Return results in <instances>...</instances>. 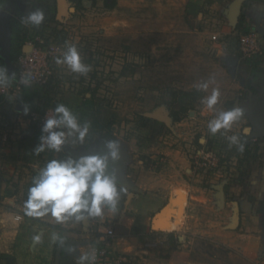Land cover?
<instances>
[{
  "label": "rangeland",
  "instance_id": "374dc122",
  "mask_svg": "<svg viewBox=\"0 0 264 264\" xmlns=\"http://www.w3.org/2000/svg\"><path fill=\"white\" fill-rule=\"evenodd\" d=\"M246 1L241 4L240 16L245 15L242 9L248 6ZM90 4L75 11L70 3L71 12L58 15L57 0H42L38 9L44 12L43 23L35 27L24 20L21 29L27 42L40 36L47 46H63L64 53L69 46H75L89 71L86 74L75 73L66 64H58L56 61L63 59V53L52 66L54 75L49 84L26 85L22 93L13 98L14 102L23 101L25 106L31 103L38 112L54 111L58 104H64L81 125L85 122L90 124L83 142L76 136H67L68 130L62 128L71 151L84 152L90 146L106 147L113 140L131 145L136 150V160L144 163L146 180L160 175L172 176L168 170V152L187 158L195 173L201 175L211 176L197 163L200 152L203 157L215 155L221 162L224 176L230 174V168H246V149L241 153L236 145L230 146L227 139L240 134L244 143L248 137L242 135V129L251 126L244 111L241 119L226 134L213 136L208 131V122L219 111L241 109L240 104L254 82L249 70L256 65H264L260 31L257 33L263 48L262 62L255 64L261 58L248 59L241 53L239 39L240 35L247 33L248 23L244 20L240 27V16L236 22L238 0H93ZM204 83H208L207 90L199 87ZM254 83L260 90L261 81ZM213 89L220 93L215 111L209 110L202 102ZM174 112L179 113V121H174ZM155 113L172 121L173 129L152 119L142 120V117ZM28 114L29 111L25 117L22 116L23 121L27 120ZM14 126L10 123L6 128L9 140ZM3 133L0 135V159L8 140H2ZM30 136L32 139L27 144L22 143L28 149L24 160L34 163L36 168H29L30 172L23 171V183H18L15 190V193H22L24 201L33 186L35 170L40 174L50 160L70 158V153L63 146L58 152L44 149L36 153L40 139L33 134ZM29 175L30 178L27 177ZM116 184L119 198L115 211L121 212L132 199L129 194L132 191H123L121 184ZM201 185L208 189L205 191L208 195L209 185ZM154 192L151 197L144 198L142 206L147 210L163 203L162 209L165 210L175 198L169 214L159 215L154 227L151 223V232L147 235L133 236L124 242L116 238L114 242V248L115 243L121 244L120 251H117L129 254L134 264H264V234L261 237L240 232L236 214L228 220L220 197H217L218 203L212 199L202 202L190 199L188 203L187 191L179 186L169 190L171 194ZM140 216L144 224L148 223V219L154 217V211ZM75 218V215L71 217ZM89 218L91 215L84 213L82 220ZM82 220L77 231L64 229L59 232L58 226L48 224L50 235L44 237L39 258L36 253L30 254L32 239L25 241L24 246L18 240V245L14 246L15 250L20 249L15 254L18 258L16 264H54L60 243L58 238L64 240L72 235L95 245L99 232L106 231L108 227L116 228L118 221L110 217L97 222L93 232L91 228L87 231L88 237L83 232ZM31 234L37 236L38 233ZM66 245L60 264L72 262L73 245L69 242ZM69 248L73 251L69 252ZM43 253L48 259L42 257Z\"/></svg>",
  "mask_w": 264,
  "mask_h": 264
},
{
  "label": "crops",
  "instance_id": "0c3cea01",
  "mask_svg": "<svg viewBox=\"0 0 264 264\" xmlns=\"http://www.w3.org/2000/svg\"><path fill=\"white\" fill-rule=\"evenodd\" d=\"M41 1L42 0H0V11L9 16L11 23H20L22 27L26 17L30 12L38 9ZM246 3H248V6L242 9V13L245 14H243L244 18L248 23V26L246 25V27L250 29V31H260L259 36L262 40L261 43L264 45V0H251L250 2L247 0ZM26 40L27 39L25 37V41ZM24 47H26L25 42ZM260 60H258L255 64L262 62V58ZM256 66L252 67L249 72L253 79L257 78L255 77L256 74L260 75V80L262 83L261 89H263L262 85H264V65L263 67L257 66L258 68H256ZM3 78L5 79L0 80V82L10 78V74L6 71V75H4ZM255 85L254 88L259 94V87H255ZM258 94L254 95L250 89V92L240 104L241 110L244 111L246 118L249 120V104ZM24 106L25 103L23 101L16 103L14 102L13 98L0 95V135H2V133L6 130V124L8 126L10 123L12 126L15 124L12 129V138L10 140L8 139L9 142L8 140L6 141L7 144H4L7 145V148L2 149V152L5 153L2 154V159H0V262L6 264H12V260L15 261L13 264L18 262V258L15 254H17V251L20 249H14V246L18 245V240L19 243H22L21 245L24 246L25 241L32 239L29 244L30 254L35 255L36 253L39 258V251H41V247H43L45 243L44 237L47 234L50 235L48 231L49 229L47 227L48 224H51L52 226H58L60 228V230H58L59 232L64 229L70 231L76 229L75 231H77V227L80 224V220H77L76 218L73 220L71 219L72 216L60 221H57L55 217L52 215L50 216L49 214L36 219H33V217H28V215L25 216L26 209L25 201L23 199L24 197L22 193H15V190L17 188L16 186L19 185L18 183H23L21 180L23 171H28L29 168L35 169L36 167L34 163H27L24 160V155L28 149L27 147H24L22 143L27 144L32 139L29 131L31 126L22 120V116H26L24 113ZM13 109L16 111L14 112ZM169 125H172V121ZM12 131H10V133ZM118 145L119 154H122V156L126 159L125 166L122 167L121 173L123 174L124 179L127 181L128 188H125L122 185L121 186L123 191H132L129 193L132 195V199L128 204H126L125 208L121 212H113L110 209H106L104 207L103 214L101 216H91L87 222L82 220V225H84L83 232L86 233V236L89 237L87 234V231H90L89 228H91L93 232V227L97 224V222L101 223L104 222L105 219L115 217L118 219L115 226L116 228H114L116 231V236L119 241L121 240L124 242L127 239H130V237L136 236L133 235L131 231L137 216H146L149 211H154L153 218H155V216L158 215L162 210L164 206L163 203L161 205L156 204L154 207L151 206L150 208H147V210L142 206L144 198L154 195L152 194L154 191V193L158 191L160 194L166 193L167 191L168 194H171L169 190L179 186L180 188H183L187 191L189 200L188 203H190V199L201 202L212 199L218 203L217 197H220L219 188L222 185H224L225 194L223 213L224 215L229 216L228 220L231 219V215L233 216V214H236L239 218L238 228L240 232H243L245 235L249 236H263L264 139L248 141V137H246L244 145L246 153H248V164H246V168L244 169L243 167L230 168V174L228 171L229 175L227 176L222 174H211V176L201 175L200 173L197 174L195 173L196 171L192 169L191 163L187 158L179 157L178 154L168 152L166 153V155L169 156L168 170H171L172 176L164 177L160 175L153 177L152 179L148 178L147 180L144 177L145 173L143 172L144 163L140 160L137 161L136 155H134L136 150H134L131 145H126L124 143H118ZM154 157H156V155H154ZM28 172H30V170ZM27 177L30 178V175ZM200 183H206L209 185L210 189L208 195L205 192L208 189H205V187H203V185ZM10 184H14V186ZM18 215L22 216V220L20 222L15 220L16 216ZM153 218L148 219L150 222L145 223L148 230L143 233V235H147L151 232V223ZM32 232L38 233L37 236H35V234L32 235ZM67 238L71 240L69 241ZM67 238L64 240H61L60 238L57 239V242H60L59 246L60 244L64 245L62 256H64V253L67 249L66 247L68 244L66 245V242H69V245H73L75 251L73 253L74 256H70V259L72 260L73 264H80L79 257L89 254L92 246L89 243H85V241L79 237L73 238L72 235H70ZM120 247L121 244L115 243V248L117 250H119ZM45 256L46 254L43 253L42 257L44 258ZM84 264H87V260L84 262Z\"/></svg>",
  "mask_w": 264,
  "mask_h": 264
},
{
  "label": "clouds",
  "instance_id": "9594fccd",
  "mask_svg": "<svg viewBox=\"0 0 264 264\" xmlns=\"http://www.w3.org/2000/svg\"><path fill=\"white\" fill-rule=\"evenodd\" d=\"M44 19L43 10L37 9L29 13L25 23L39 27ZM56 62L66 64L75 73L86 74L89 71V67L82 63L75 46H69L63 59H57ZM3 75L4 70L0 69V79ZM199 87L207 90L208 83L201 84ZM219 96V90L213 89L202 102L209 110L215 111ZM28 111V107L24 106V113L27 114ZM54 113L44 123L42 131L47 135L40 137L41 144L35 149L36 153L44 151L45 146L57 152L60 151L61 146L66 143V134L56 129L66 128L67 136H76L80 142H83L88 134L90 124L85 122L81 125L76 115L64 104H58ZM242 116L243 112L239 108L219 111L215 118L208 122V131L213 136L217 133L224 135L233 129ZM252 131V128L245 127L242 129V135L246 137ZM227 139L230 146L236 145L238 151L244 152L245 145L241 142L240 134H233ZM106 147L109 151L105 155H89L78 160L53 159L47 162L39 176L34 179L33 186L28 190V199L25 201L26 214L33 217L51 214L60 221L74 215L77 220H82L84 213L98 217L103 214L104 207L114 212L119 191L114 176L108 174V162L109 158L113 161L119 158V145L113 140L109 141ZM71 251L73 249L69 248V252ZM79 259L80 264H84L89 259L95 261L96 256L93 252L91 256L85 254Z\"/></svg>",
  "mask_w": 264,
  "mask_h": 264
},
{
  "label": "built area",
  "instance_id": "2783aa9c",
  "mask_svg": "<svg viewBox=\"0 0 264 264\" xmlns=\"http://www.w3.org/2000/svg\"><path fill=\"white\" fill-rule=\"evenodd\" d=\"M217 39L216 36L213 38ZM241 53L248 59L261 58L263 56V48L261 46L258 33L250 31L249 33L240 35L239 39ZM27 52H23L15 61L14 78H8L4 82H0V95L4 97L11 96L16 98L22 93L23 88L27 86H45L53 79V64L55 60L63 55V46L54 47L47 46L40 36L31 38L26 42ZM53 110H45L42 112L30 111L27 122L29 126H33L40 135H47L42 131L47 118L54 115ZM9 127L6 124V128ZM56 129V131H61ZM9 133L7 130L3 133V141L7 140ZM41 144V139H40ZM45 150H52L45 146ZM198 165L201 169L206 170L210 174H222V165L220 160L213 154L203 157L202 153L198 154ZM20 222L22 216L18 215L15 218ZM96 237L95 245H91L89 256L94 252L96 259L87 260V264H134L129 254L120 253L114 248V242L117 238L114 228L108 227L106 231L99 232Z\"/></svg>",
  "mask_w": 264,
  "mask_h": 264
},
{
  "label": "water",
  "instance_id": "95a60500",
  "mask_svg": "<svg viewBox=\"0 0 264 264\" xmlns=\"http://www.w3.org/2000/svg\"><path fill=\"white\" fill-rule=\"evenodd\" d=\"M245 0H238V9L236 10V22H238V18L240 16L241 11V4ZM70 2L68 0H57V12L58 15L62 14H68L71 12V8L68 7ZM61 5L64 6L63 12L60 13ZM10 18L7 14L0 11V61L4 63L6 71L10 74V78H14V66L10 59L11 54V46H12V28H11V22ZM28 48L24 47L23 52H27ZM263 89L259 90V94L250 102L249 104V112H250V120H251V127L252 133L248 135V141L250 140H260L264 139V85H262ZM147 118L164 123V124H170L168 118L164 117L160 113L155 114H148ZM64 150H66L68 153H70V156H72L75 160L80 159L84 156L89 155H105L108 153L107 147L99 146L97 148L90 147L86 149L84 152H73L71 151V148L67 143L62 145ZM126 159L122 156V154H119V158L115 161H113L111 158H109L108 162V174L114 176L115 182L121 184L123 187L128 188L127 181L124 179L123 174L121 173L122 167L125 166ZM220 198L224 202L225 201V194H224V185L220 186ZM175 205V198L171 200V206L166 208L165 210H161L158 215L153 218L152 225L153 227L156 224V218L159 215H168L169 212L172 210L173 206ZM89 216V215H88ZM237 216V215H236ZM90 219V218H89ZM89 219H85L84 221H88ZM238 216H237V222H238ZM63 244H60V246L57 249L55 263L54 264H60L61 257H62V250H63Z\"/></svg>",
  "mask_w": 264,
  "mask_h": 264
},
{
  "label": "trees",
  "instance_id": "16d2710c",
  "mask_svg": "<svg viewBox=\"0 0 264 264\" xmlns=\"http://www.w3.org/2000/svg\"><path fill=\"white\" fill-rule=\"evenodd\" d=\"M68 1L71 3L70 0H68ZM240 19L241 20L239 22V26L241 27L243 25V23H244L245 18H244V16H240ZM245 31L248 33L250 31V29H248L246 27ZM25 37L26 36L23 34V31L21 29V24L17 23V22L13 23L12 24V46H11V54H10V59H11L12 62H14L22 54L23 47H24V42H25ZM0 69H3L4 70V75H6V71L4 69V63H2V62L0 63ZM3 79H5V78H2L0 80H3ZM186 96H189V95L186 94ZM90 103L92 104V100H90ZM27 107L29 109V112L30 111H37L38 112V108H35L36 106H32L31 103H29ZM173 117H174V121H179V119H180L178 112H174ZM142 120H144V121H152L151 119H148L146 117H142ZM97 122H98V118H97ZM101 127H104V126L101 125ZM29 131H30V134L35 135L36 139H40V137H41L40 133L37 132L33 126L30 127ZM70 158L74 159L72 156H70ZM38 176H39V173L35 171L33 173L32 183H33L34 179L36 177H38ZM147 230H148L147 226L143 223V217L142 216H137L136 220H135V224H134V226L132 228V231H131L132 234L138 236V235H141V234L145 233ZM13 263H15L14 260H12V264Z\"/></svg>",
  "mask_w": 264,
  "mask_h": 264
},
{
  "label": "flooded vegetation",
  "instance_id": "af4514ba",
  "mask_svg": "<svg viewBox=\"0 0 264 264\" xmlns=\"http://www.w3.org/2000/svg\"><path fill=\"white\" fill-rule=\"evenodd\" d=\"M71 1V4L73 5V7H74V9H75V11L76 10H78V8L79 7H88V6H90L91 4V1L93 2V0H70ZM90 2V3H89ZM26 42H27V40L25 41V45H26ZM255 77H257L256 79H254L253 81L255 82L256 80H260V75H258V74H256V76ZM261 81V80H260ZM253 82V83H254ZM253 83L250 85V89H251V92L254 94V95H256V94H258V91H256L255 90V88H254V85H255V83H254V85H253ZM255 87H256V85H255ZM258 87V86H257ZM254 89V90H253ZM250 92V91H249ZM157 124H159V125H161V126H164V124H161V123H159V122H156ZM71 256H74V255H71ZM72 263V262H71Z\"/></svg>",
  "mask_w": 264,
  "mask_h": 264
},
{
  "label": "bare ground",
  "instance_id": "6f19581e",
  "mask_svg": "<svg viewBox=\"0 0 264 264\" xmlns=\"http://www.w3.org/2000/svg\"><path fill=\"white\" fill-rule=\"evenodd\" d=\"M60 2H62V0H60ZM63 12V5H61V9H60V13Z\"/></svg>",
  "mask_w": 264,
  "mask_h": 264
}]
</instances>
